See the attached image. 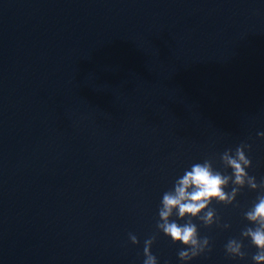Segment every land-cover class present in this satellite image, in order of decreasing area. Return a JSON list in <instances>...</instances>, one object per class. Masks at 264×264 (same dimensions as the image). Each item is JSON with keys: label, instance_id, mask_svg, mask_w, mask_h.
Segmentation results:
<instances>
[{"label": "water", "instance_id": "1", "mask_svg": "<svg viewBox=\"0 0 264 264\" xmlns=\"http://www.w3.org/2000/svg\"><path fill=\"white\" fill-rule=\"evenodd\" d=\"M264 0H0V264H160L178 246L156 232L178 173L250 145L264 177ZM229 229L200 228L225 256ZM137 236L133 245L128 234Z\"/></svg>", "mask_w": 264, "mask_h": 264}, {"label": "clouds", "instance_id": "2", "mask_svg": "<svg viewBox=\"0 0 264 264\" xmlns=\"http://www.w3.org/2000/svg\"><path fill=\"white\" fill-rule=\"evenodd\" d=\"M264 137V133H257ZM250 145L242 143L235 149H225L219 156V167L213 159L205 158L192 163L178 173L165 190L157 206L156 232L178 246L176 253L180 264H192L200 256L211 252L210 238L200 234V228L229 229L231 225L222 220L213 204L237 206V196L247 188L255 192V199L242 211L246 222L238 237L229 238L223 246L225 256L232 261H244L247 246L255 249L251 264H264V177L257 181L248 169L252 166L247 154ZM136 245L137 236L128 234ZM156 239L152 235L144 240L142 264H160L151 251ZM167 264V261L164 262Z\"/></svg>", "mask_w": 264, "mask_h": 264}]
</instances>
